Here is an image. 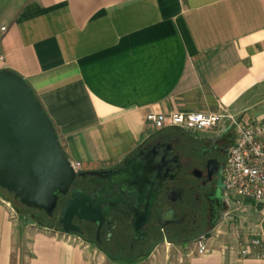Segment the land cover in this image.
Segmentation results:
<instances>
[{"label":"crops","instance_id":"crops-1","mask_svg":"<svg viewBox=\"0 0 264 264\" xmlns=\"http://www.w3.org/2000/svg\"><path fill=\"white\" fill-rule=\"evenodd\" d=\"M0 69L26 81L70 162L109 168L156 130L150 112L264 110V0H0ZM229 238V252L211 236L204 253L160 243L140 264H264ZM0 264L107 263L0 197Z\"/></svg>","mask_w":264,"mask_h":264},{"label":"flooded vegetation","instance_id":"flooded-vegetation-1","mask_svg":"<svg viewBox=\"0 0 264 264\" xmlns=\"http://www.w3.org/2000/svg\"><path fill=\"white\" fill-rule=\"evenodd\" d=\"M233 139L232 130L213 138L174 127L154 130L112 167L80 169L51 213L34 208L31 216L62 233L65 227L112 264H135L166 241L195 244L233 217L235 204L221 179ZM73 191L81 194L80 216L63 224Z\"/></svg>","mask_w":264,"mask_h":264},{"label":"water","instance_id":"water-1","mask_svg":"<svg viewBox=\"0 0 264 264\" xmlns=\"http://www.w3.org/2000/svg\"><path fill=\"white\" fill-rule=\"evenodd\" d=\"M76 174L26 81L0 69V187L22 204L51 213L58 194L67 192ZM81 202V194L73 191L60 222L80 216ZM63 232L69 230L64 227Z\"/></svg>","mask_w":264,"mask_h":264},{"label":"built area","instance_id":"built-area-1","mask_svg":"<svg viewBox=\"0 0 264 264\" xmlns=\"http://www.w3.org/2000/svg\"><path fill=\"white\" fill-rule=\"evenodd\" d=\"M224 117L226 115L222 111L150 112L146 115V121L156 130L174 127L189 131H213ZM231 121L229 127H222V131L232 130L234 133L221 169L223 187L237 206L242 208L250 205L264 212V118L243 124L233 118ZM71 165L75 172L80 170L78 163L71 162ZM206 240L203 236L195 242L199 253L207 251ZM240 253L243 257L264 260V233H245Z\"/></svg>","mask_w":264,"mask_h":264},{"label":"rangeland","instance_id":"rangeland-1","mask_svg":"<svg viewBox=\"0 0 264 264\" xmlns=\"http://www.w3.org/2000/svg\"><path fill=\"white\" fill-rule=\"evenodd\" d=\"M261 113L263 114L264 110L256 109V110L249 111V113H247L246 116L244 117L245 118L244 120L255 121L258 119V117L260 116ZM237 120H238V123H240V124L247 122V121H241L240 119H237ZM231 124H232L231 119L223 118V119H221L219 126L216 129H214L213 131L205 130V129H195L193 131V134L198 136V137L213 138L216 135H218L220 132H222L223 125L229 127ZM148 130L153 131L154 127H149ZM0 194L3 197L10 200V201H7V203H9V205L13 208V210L19 216V218L22 219V221L33 222L34 224L41 226V225L37 224L35 219L31 216V214L34 213V208L22 204L17 198H15L13 196V194H9L6 191H3L1 189H0ZM238 199H240V198H238ZM234 204H235V207H232L230 210L231 216H233V217L230 219L221 220L214 227L211 234L205 236L206 238L209 236L213 237L214 238L213 239L214 245L223 246V248L226 249L227 252H229L231 249H233V247L236 248V245L232 243L231 239L229 238V235H245V233L246 234L249 233L250 230H252L251 229L252 225L255 223V221L259 220V218H260V215L256 214L252 210H250L249 212L247 211L246 213H243L242 208L240 206H237L235 201H234ZM14 206H15V208H14ZM241 222H243V223H241ZM240 223L242 224V226H240ZM52 228H54V227L52 226ZM52 228H50V229H52ZM250 233H253V232H250ZM166 242L169 243V241H166ZM172 248L174 250L177 248L179 250V252H181V254H183L186 251L197 249V246L192 241L190 243H185L183 245H179V246H175V247L172 246ZM153 249H151L150 252H152ZM175 253L179 254L177 252H175ZM97 254L103 259V261L105 263H107V264L111 263L105 256H103L99 253H97ZM147 256L148 255H145V256L138 258L137 260H135V264H140L141 261ZM131 262H133V261H131Z\"/></svg>","mask_w":264,"mask_h":264},{"label":"trees","instance_id":"trees-1","mask_svg":"<svg viewBox=\"0 0 264 264\" xmlns=\"http://www.w3.org/2000/svg\"><path fill=\"white\" fill-rule=\"evenodd\" d=\"M0 189L3 190V191H6V190L2 189L1 187H0ZM6 192H7V191H6ZM7 193H9V192H7ZM9 194H12V193H9ZM0 197H2V198H3L4 200H6V201H10L9 199L3 197L1 194H0ZM14 208H15V206H14ZM41 226H43V227H47V228H52V226H47V225H41Z\"/></svg>","mask_w":264,"mask_h":264}]
</instances>
